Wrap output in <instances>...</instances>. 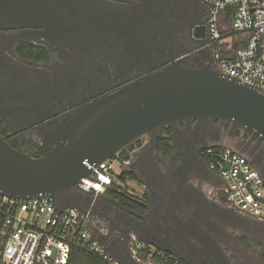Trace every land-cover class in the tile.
I'll use <instances>...</instances> for the list:
<instances>
[{
  "label": "flooded vegetation",
  "instance_id": "af4514ba",
  "mask_svg": "<svg viewBox=\"0 0 264 264\" xmlns=\"http://www.w3.org/2000/svg\"><path fill=\"white\" fill-rule=\"evenodd\" d=\"M111 1L123 7L114 18L117 25L128 21L126 36L116 25L115 38L80 32L54 37L46 25H27L21 17L0 20V135L10 145L24 152L31 142L43 154L56 150L88 108L174 60L214 68L210 8L203 0ZM160 137L170 140L172 152L158 145ZM208 146L248 154L264 172L263 144L225 120L199 117L156 128L124 150L128 171L143 180H137L140 197L135 188L125 194L116 179L104 196L76 185L58 200L89 209L90 227L124 264H165L163 256H173L149 241L174 252L177 264H264V222L228 202L226 182L209 166ZM151 201L165 220L153 222V233L132 237L120 204L146 213Z\"/></svg>",
  "mask_w": 264,
  "mask_h": 264
},
{
  "label": "water",
  "instance_id": "95a60500",
  "mask_svg": "<svg viewBox=\"0 0 264 264\" xmlns=\"http://www.w3.org/2000/svg\"><path fill=\"white\" fill-rule=\"evenodd\" d=\"M120 8L121 4L111 0H0V20L21 17L27 25H46L54 37L80 32L115 38L114 12ZM127 23L122 20L117 25L124 36ZM199 117L225 120L264 145V90L214 68H187L174 60L167 68L134 80L88 108L68 129V141L40 157L13 147L0 135V191L22 199L48 196L61 211L77 209L86 214L89 209L60 203L59 193L76 187L91 174L92 166L118 158L152 130ZM152 204L144 205L146 213L120 204L127 215L125 223L133 224L132 237L153 233V222L165 220L166 216L156 215ZM98 241L104 245L99 237ZM150 244L172 252L153 241ZM113 257L124 264L117 255Z\"/></svg>",
  "mask_w": 264,
  "mask_h": 264
},
{
  "label": "built area",
  "instance_id": "2783aa9c",
  "mask_svg": "<svg viewBox=\"0 0 264 264\" xmlns=\"http://www.w3.org/2000/svg\"><path fill=\"white\" fill-rule=\"evenodd\" d=\"M210 8L209 30L215 45L214 69L264 90V0H203ZM234 45V47H233ZM210 168L226 182L228 202L264 222V176L246 155L208 146ZM107 159L92 166L77 184L103 194L117 172ZM4 216L0 264H67L71 244H80L109 264H122L90 230V212L61 211L48 196L15 198L0 191Z\"/></svg>",
  "mask_w": 264,
  "mask_h": 264
},
{
  "label": "trees",
  "instance_id": "16d2710c",
  "mask_svg": "<svg viewBox=\"0 0 264 264\" xmlns=\"http://www.w3.org/2000/svg\"><path fill=\"white\" fill-rule=\"evenodd\" d=\"M139 145L142 143V141L138 142ZM158 145L161 146V148H165L168 152H172L173 148L170 145V140L166 137H160L157 141ZM25 152L29 153L30 155L34 157H40L43 155V148L37 144V143H29L27 149ZM125 158L127 159L129 157V153L122 151L119 155V159ZM206 157L208 158V162L210 164L211 157L210 155L206 154ZM116 178L123 183H127L128 179H137V176L129 171H123L120 174H116ZM123 191L125 194L127 193V186H122ZM123 204L130 205L129 200L125 198H121ZM4 216L0 214V252L2 249L1 242L4 240ZM154 259H161V258H154ZM162 260L165 264H177V260L174 256H171L170 254H166L163 256ZM0 261H1V255H0ZM67 264H109L106 260L99 257L97 254L93 253L89 249L81 246L80 244H71L70 247V255L69 260Z\"/></svg>",
  "mask_w": 264,
  "mask_h": 264
},
{
  "label": "crops",
  "instance_id": "0c3cea01",
  "mask_svg": "<svg viewBox=\"0 0 264 264\" xmlns=\"http://www.w3.org/2000/svg\"><path fill=\"white\" fill-rule=\"evenodd\" d=\"M251 141H253V140H251ZM244 155H246L249 159H251V161H252V158L248 155V154H244ZM118 159H119V157H118ZM120 160V168H121V171L120 172H117V174H120V173H122L123 171H128V166L131 164V159H130V156L127 158V159H125V158H122L121 157V159H119ZM254 163V162H253ZM259 169V168H258ZM260 170V169H259ZM260 172L262 173V175L264 176V172H262L261 170H260ZM135 180V179H134ZM137 180H138V182H140V184H142V182H143V180L142 179H136V182H137ZM136 182H133V179L132 180H127V183H123V182H121L122 183V185L123 186H127V188H128V190L129 191H131V190H134V188H135V194L136 195H138L139 197H140V195H141V193H142V190H141V188H142V185H140V184H138V182L136 183ZM91 194H93V193H91ZM95 195V194H94ZM96 196H98V195H96ZM90 230H91V233L98 239V237L101 239V232H99V231H95V230H93L91 227H90ZM101 241H102V239H101ZM150 243V242H149ZM152 245V244H151ZM153 246H155V245H153ZM106 247V246H105ZM156 247V246H155ZM108 249V248H107ZM110 251V250H109ZM111 252V251H110ZM115 255H117L118 256V254L116 253V252H114V250H112V252H111V254L114 256V254ZM168 253H171L172 254V252H168ZM173 256H174V254H172ZM119 257V256H118ZM119 259H120V257H119Z\"/></svg>",
  "mask_w": 264,
  "mask_h": 264
},
{
  "label": "rangeland",
  "instance_id": "374dc122",
  "mask_svg": "<svg viewBox=\"0 0 264 264\" xmlns=\"http://www.w3.org/2000/svg\"><path fill=\"white\" fill-rule=\"evenodd\" d=\"M109 161L112 163V165L114 167V170L116 172H120L121 171L120 160L118 158H111Z\"/></svg>",
  "mask_w": 264,
  "mask_h": 264
}]
</instances>
